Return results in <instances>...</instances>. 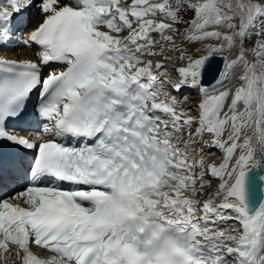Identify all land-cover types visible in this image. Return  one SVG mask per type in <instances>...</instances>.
<instances>
[{"label": "snow or ice", "instance_id": "snow-or-ice-1", "mask_svg": "<svg viewBox=\"0 0 264 264\" xmlns=\"http://www.w3.org/2000/svg\"><path fill=\"white\" fill-rule=\"evenodd\" d=\"M17 40L0 264H264V0H0Z\"/></svg>", "mask_w": 264, "mask_h": 264}, {"label": "rangeland", "instance_id": "rangeland-1", "mask_svg": "<svg viewBox=\"0 0 264 264\" xmlns=\"http://www.w3.org/2000/svg\"><path fill=\"white\" fill-rule=\"evenodd\" d=\"M191 92H192V95H193V99H192V108H195V106H196V104L198 103V101H199V94H198V91L197 90H191ZM219 154H218V152L216 153V156H218Z\"/></svg>", "mask_w": 264, "mask_h": 264}, {"label": "bare ground", "instance_id": "bare-ground-1", "mask_svg": "<svg viewBox=\"0 0 264 264\" xmlns=\"http://www.w3.org/2000/svg\"><path fill=\"white\" fill-rule=\"evenodd\" d=\"M219 154V153H218ZM219 156V155H218Z\"/></svg>", "mask_w": 264, "mask_h": 264}]
</instances>
